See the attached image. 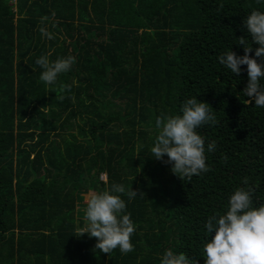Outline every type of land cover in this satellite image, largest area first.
<instances>
[{
    "label": "trees",
    "instance_id": "trees-1",
    "mask_svg": "<svg viewBox=\"0 0 264 264\" xmlns=\"http://www.w3.org/2000/svg\"><path fill=\"white\" fill-rule=\"evenodd\" d=\"M253 10L264 0H0V264H160L166 250L204 264L207 219L237 188L264 205V108L247 104V66L237 75L219 62L244 55L240 37L255 57L244 26ZM49 52L76 60L52 85L35 63ZM192 97L217 122L197 129L211 170L188 180L151 148L156 118ZM112 183L138 195L121 196L137 226L127 254L77 236L78 200Z\"/></svg>",
    "mask_w": 264,
    "mask_h": 264
},
{
    "label": "clouds",
    "instance_id": "clouds-1",
    "mask_svg": "<svg viewBox=\"0 0 264 264\" xmlns=\"http://www.w3.org/2000/svg\"><path fill=\"white\" fill-rule=\"evenodd\" d=\"M55 15L53 11L51 17ZM48 20V16L41 17V24ZM244 26L252 43L259 45L255 49V57L250 55L253 52L252 45H248L245 37H240L238 44L244 46V55L238 56L229 50L220 56L219 62L237 75L241 72V65L247 66L248 83L243 90L244 95L251 98L247 104L254 100L255 106L264 108V84L261 83L264 79V12L251 11L244 20ZM39 31L49 40L55 38L45 27H40ZM50 55L51 52L41 55L35 61L43 69L40 80L48 85L55 84L58 76L70 71L76 62L71 55L50 61ZM71 87L61 84L59 92H70ZM58 99L62 101L64 96L60 95ZM72 100L74 103L75 97ZM181 112L178 115L161 113L156 118L159 131L151 153L156 159H163L166 155L168 160L165 163L173 165L172 172L181 179L191 180L193 176L211 170L206 164L205 139L197 129L217 121L211 106L198 101L196 97L187 99ZM215 148V141L207 145L208 152H213ZM243 182L247 185L248 178L245 177ZM253 191L250 187L237 188L229 198L228 210L224 214L215 213L208 217L205 228L210 238L203 249L206 257L204 264H264V205L253 206ZM122 195H126L129 200L138 196L137 191L126 190L123 184L112 183L104 190L90 192L83 198L86 204L85 224L77 228V236L87 233L96 238L95 248L105 254L117 248L124 254L134 251L131 237L137 226L131 219V213L125 212L126 203ZM160 264H199V261L183 252L177 254L166 250Z\"/></svg>",
    "mask_w": 264,
    "mask_h": 264
},
{
    "label": "rangeland",
    "instance_id": "rangeland-1",
    "mask_svg": "<svg viewBox=\"0 0 264 264\" xmlns=\"http://www.w3.org/2000/svg\"><path fill=\"white\" fill-rule=\"evenodd\" d=\"M98 180L99 181H101V179L98 177ZM95 182H97V179H95ZM90 192H96V191H94V190H88V191H85L84 193H83V197L82 198H80L79 200H78V203H79V205H78V208H79V210H81V212L82 211H84L85 210V206H86V204L84 203V196L85 195H87L88 193H90ZM84 205V206H83Z\"/></svg>",
    "mask_w": 264,
    "mask_h": 264
},
{
    "label": "built area",
    "instance_id": "built-area-1",
    "mask_svg": "<svg viewBox=\"0 0 264 264\" xmlns=\"http://www.w3.org/2000/svg\"><path fill=\"white\" fill-rule=\"evenodd\" d=\"M100 179L106 181V174L105 173L100 174Z\"/></svg>",
    "mask_w": 264,
    "mask_h": 264
}]
</instances>
